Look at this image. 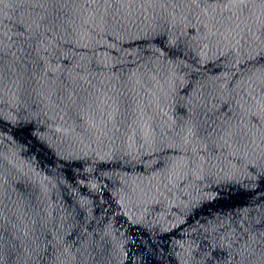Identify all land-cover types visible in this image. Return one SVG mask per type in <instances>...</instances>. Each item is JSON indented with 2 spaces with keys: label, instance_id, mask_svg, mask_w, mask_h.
I'll return each instance as SVG.
<instances>
[{
  "label": "water",
  "instance_id": "1",
  "mask_svg": "<svg viewBox=\"0 0 264 264\" xmlns=\"http://www.w3.org/2000/svg\"><path fill=\"white\" fill-rule=\"evenodd\" d=\"M0 264H264V0H0Z\"/></svg>",
  "mask_w": 264,
  "mask_h": 264
}]
</instances>
